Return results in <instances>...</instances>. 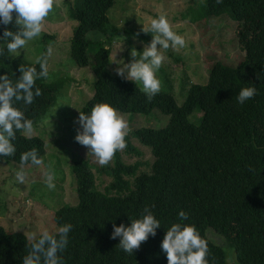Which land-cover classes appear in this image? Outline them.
Segmentation results:
<instances>
[{"label":"trees","instance_id":"trees-1","mask_svg":"<svg viewBox=\"0 0 264 264\" xmlns=\"http://www.w3.org/2000/svg\"><path fill=\"white\" fill-rule=\"evenodd\" d=\"M66 1L70 16L78 20L70 56L77 67H90L95 75L94 94L80 111L90 114L95 104L107 102L127 113L148 114L157 108L169 119L162 127L129 131L125 151L143 155L133 139L149 147L151 168L144 170L143 164L149 162L140 160L127 164L117 151L114 165L102 168L113 177L104 191L96 186L90 160L79 156L73 159L71 174L78 202L59 207L54 215L58 228L73 226L65 250L59 253L64 264H168L161 244L175 223L194 225L207 240L209 264H231L225 249L208 237L211 228L223 236L226 248L234 250L239 264H264V0H222L219 4L204 0L198 7L191 6L192 22L226 13L236 20L244 56L237 64L216 60L208 81L192 84L181 105L170 90H160L149 101L134 81L107 70L111 32L125 33L128 43L138 32L136 37L147 43L153 37L140 29L112 24L109 10L117 0ZM6 27L17 30L14 22L0 24V38ZM91 32L96 35L90 37ZM7 42L0 39V48L4 49L0 76L7 74L15 83L22 75L21 64L35 66L39 73L38 63L8 53ZM67 80L38 77L35 87L42 95L31 105L15 102V106L37 125L53 113L48 109L56 104ZM245 87H255L256 95L240 104L237 97ZM13 144L15 155L0 159L20 164L21 154L33 148L42 160L47 153L46 140L40 135L27 139L17 131ZM27 164L33 165L31 161ZM146 207L161 226L155 236L149 235L138 250L128 254L118 245L120 237L111 238L114 225L130 226L131 219L142 218ZM180 211L187 214V220L180 219ZM27 237L0 224V264H23L30 250Z\"/></svg>","mask_w":264,"mask_h":264},{"label":"rangeland","instance_id":"rangeland-1","mask_svg":"<svg viewBox=\"0 0 264 264\" xmlns=\"http://www.w3.org/2000/svg\"><path fill=\"white\" fill-rule=\"evenodd\" d=\"M202 1L204 0H117L109 10L112 24L129 30H141L143 24L150 26L151 19L164 14L173 30L184 37L185 46L178 51L172 48L161 50L166 59L156 73L161 82V90H170L179 105L183 103L192 84L208 81L210 68L216 60L237 64L244 56L236 33L238 22L228 13L200 22L191 21V6L198 7ZM66 2L56 0L40 36L28 42L27 49H21L20 54H12L36 62L51 46L53 54L48 58L47 80L68 78L58 94L59 103L56 102L57 105L48 109L53 113L33 125L32 136L40 135L46 140L47 153L43 165H23L27 180L26 183H17L15 173L21 164L0 159V224L9 230L22 231L27 236L33 233L39 236L45 229L56 231L58 226L54 221L55 211L63 205H74L78 202L76 185L71 174L75 157L90 160L99 190L104 191L113 178L102 171V168L108 165L100 166L90 149L75 139L80 127L77 123L80 110L94 94L95 75L90 67H77L70 56V42L78 20L70 16ZM72 3L73 0H69V4ZM94 35L96 34L93 32L89 34L90 37ZM150 35L153 36L152 33ZM109 36L112 40V53L107 70L112 75H117L116 62H131L130 53L133 47L142 52L148 43L136 36L128 43L127 35L123 32H111ZM152 39L153 37L149 43ZM59 109L61 112H54ZM118 113L127 120L129 131L143 126L162 127L169 119L168 115L157 108L148 114L121 111ZM133 143L142 149L143 155L137 156L124 149L120 151L123 161L127 164L137 160L149 162L142 166L144 170L149 171L153 159L151 149L136 139H133ZM114 160L115 158L109 164L114 165ZM48 171L55 175L54 189H49L44 182L45 173ZM207 235L225 249L231 264H239L234 250L226 248L227 243L222 235L212 228L207 231Z\"/></svg>","mask_w":264,"mask_h":264},{"label":"clouds","instance_id":"clouds-1","mask_svg":"<svg viewBox=\"0 0 264 264\" xmlns=\"http://www.w3.org/2000/svg\"><path fill=\"white\" fill-rule=\"evenodd\" d=\"M222 3V0H216ZM56 0H0V24H15L16 31L5 28L3 37L7 40V51L10 54H20L21 49H27L28 42L39 37L44 28V22L53 10ZM15 14V16H14ZM144 33H152L153 39L145 44L142 52L135 47L131 50L132 60L129 63H117V75L140 84L148 100L151 101L161 90V82L157 78V71L162 67L166 57L161 50L172 48L179 50L185 46L183 36L177 34L169 23L166 15L151 19L150 26L143 24ZM139 32L135 35L138 37ZM4 49L0 48V55ZM53 54L51 46L46 54L36 63L40 66L39 73L35 66L25 67L21 64L19 71L22 75L15 81L7 74L0 76V156L12 157L16 153L13 141L17 131L25 138L31 139L33 122L27 119L24 112L15 106V102L31 105L34 98L42 95L41 89L35 87L38 77L48 76V58ZM256 95L255 87L242 88L237 100L240 104L252 99ZM80 125L76 141L90 149L100 166L112 162L117 151L126 148L125 137L129 132L127 120L109 103H97L90 114L80 111L77 118ZM29 161L33 165H43L38 158L37 150L33 148L21 154V167L15 173L17 183H26L27 174L23 165ZM55 175L52 171L45 173L44 182L49 189L55 188ZM181 220H187L184 211L179 212ZM161 226L159 220L149 208L144 209L142 218L131 219V225H114L112 239L120 237L119 247L126 253L132 254L138 250L142 242H146L149 235L155 236ZM71 224L60 226L56 231L45 229L27 237L28 253L23 257V264H64L59 253L63 252L68 243V234L72 230ZM166 253L168 264H209L207 260L208 242L202 238L194 225L175 223L166 232L161 244Z\"/></svg>","mask_w":264,"mask_h":264}]
</instances>
